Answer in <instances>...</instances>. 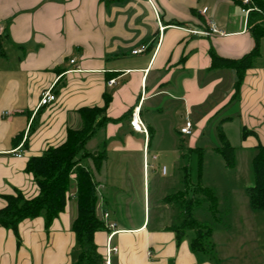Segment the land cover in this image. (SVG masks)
<instances>
[{"label":"crops","instance_id":"1","mask_svg":"<svg viewBox=\"0 0 264 264\" xmlns=\"http://www.w3.org/2000/svg\"><path fill=\"white\" fill-rule=\"evenodd\" d=\"M244 1L238 5L232 0H0L4 29L0 38V210L7 205L6 197L38 195L35 180L26 171L28 161L62 145L69 130L83 126L80 110L103 107L108 94L106 116L117 122L109 123L86 146L94 156L104 155L103 164L96 169L91 157L85 160L97 183V216L103 223L94 237L97 254L104 264H218V254L211 256L217 248L212 229L210 253L202 254L194 253L193 239L187 241L186 232L179 236L176 228L185 219L179 203L186 199V169L192 166L190 174L195 171V162L183 165L185 148L188 153L201 148L198 144L207 134L215 133L221 142L219 127L232 147V129L242 148L264 146L261 50L237 95V71L214 67L211 54L240 60L254 50ZM209 21L218 34L194 33L208 31ZM137 49L144 51L134 55ZM112 80L115 83L110 86ZM48 90L57 101L41 107ZM135 109L146 134L135 132L126 118ZM178 118L184 122L179 131ZM187 120L192 123L191 135L181 133ZM236 121L240 123L234 128ZM244 129L251 132L245 140ZM172 157L176 158L172 171L180 169L184 174L183 186L163 193L156 204L160 208L155 209L144 180L143 201L135 199L132 174L136 166L142 163L145 176L148 162L152 173L161 169L167 177L164 162ZM121 175L133 180V196L114 195L106 200L105 184L111 182L117 190ZM191 197L189 192L187 198ZM175 209H180V218L175 219ZM77 214L72 197L49 227L43 217L22 221L19 242L12 229L0 227V264H78L83 248L72 230ZM108 222L116 224L111 241L105 227ZM109 247L117 252L109 255ZM229 255L221 253L222 258ZM245 257L244 264H251V258L264 264L257 244Z\"/></svg>","mask_w":264,"mask_h":264},{"label":"trees","instance_id":"2","mask_svg":"<svg viewBox=\"0 0 264 264\" xmlns=\"http://www.w3.org/2000/svg\"><path fill=\"white\" fill-rule=\"evenodd\" d=\"M242 5L243 0H232ZM250 10L248 16V27L256 46L254 50L240 60L220 59L212 54L213 66L229 67L237 71L238 81L236 95L239 92L246 72L253 67L255 59L260 55V43L264 39V0H249L246 6ZM2 36H0L1 38ZM111 97L104 96V106L84 108L80 110L83 126L78 130H69L66 141L58 146L49 148L43 155L31 158L27 163L26 171L31 174L38 188V195L33 199H27L23 194L6 197L7 205L0 210V227L12 229L18 238L19 224L36 217H43L47 227L57 219L66 209L72 197L77 202L78 214L73 223L72 230L76 235L77 243L82 247L78 264H104L101 256L97 254L94 243L95 234L103 228V223L97 216L98 193L97 183L92 171L86 167L85 160L92 158L96 169H100L104 155L99 153L94 156L88 152L87 143L109 123L117 122L106 116ZM132 113L127 119L131 120ZM251 132L243 130L242 138L245 140ZM219 137L222 146L217 151L222 155L227 165H235L236 149L232 147L219 127ZM202 148L190 150L189 154L195 155L194 170L196 182H191L190 166L185 175V201L180 208L185 213L184 222L176 228L179 236L188 230H194L195 238L191 242L194 253L209 254V239L211 229L195 221L193 212L201 208L205 201L213 203L214 196L211 191L201 187L203 168ZM256 155L252 161L253 184L246 188V196L249 206L254 213L264 214V146L258 145ZM76 178L72 179V175ZM75 194L71 196L72 189ZM189 192L193 197L187 198ZM84 247L86 249H84Z\"/></svg>","mask_w":264,"mask_h":264},{"label":"rangeland","instance_id":"3","mask_svg":"<svg viewBox=\"0 0 264 264\" xmlns=\"http://www.w3.org/2000/svg\"><path fill=\"white\" fill-rule=\"evenodd\" d=\"M260 50L263 54V59L260 60V63L264 64V39L262 40ZM218 95H220V92ZM230 109L234 110L235 108L232 105ZM178 121L181 124L176 128L177 131L184 124L180 118H178ZM239 123L240 121H236L233 127L236 128ZM212 131H215V128ZM234 132L235 129H232V135L230 136L232 145L236 147L234 156L235 165L233 167L228 166L222 155L217 151V148L221 147L222 143L219 142L215 133L213 136L207 134L206 138L198 144V147L204 149L201 187L204 190L211 191L214 201L213 203L205 201L201 208L195 209L193 218L195 221L214 231V239L217 241V251L215 250L211 256L214 254L215 258L218 254L216 258L218 264H244L245 256L248 255V251L253 247V244H257L261 248L264 256V214L252 212L246 196V188L254 182L252 161L256 153L254 149L242 148L240 139H238ZM184 139L183 146L187 147V137H184ZM185 153L187 156L183 165L194 162L195 155L189 154L187 148H185ZM173 162H176V158L174 157L164 162L169 169L167 177L162 176L161 169L155 174L152 173L149 170L148 162H146L147 168L144 176L143 165L139 163L140 168L136 166L135 172L132 174L135 184V199L143 201L144 180L146 181L147 193H150V198L155 204V209L160 208L156 204L158 203L157 200L163 196V193L167 192L169 194L177 188L180 189L183 186L181 181L184 174L180 169L175 172L172 171L171 166ZM181 165L180 161L179 166ZM114 176L110 175L107 177L112 178ZM129 177L125 179L126 176H118L119 182L116 185L119 188L117 190H115V185L107 182L103 190L106 200L114 199V195L122 198L129 195L133 196V180L130 182ZM195 178L196 173L194 171L191 175V182L195 183ZM114 180L116 181V179L113 178V182L115 183ZM112 186H114V189ZM178 212H181L180 209L179 211L177 209L174 210L175 219L180 215V213L178 215ZM195 236L194 230H188L185 233V239L189 242ZM208 250L210 253L209 248ZM225 252L230 253L229 259L221 257V253ZM252 260L251 258V264H256Z\"/></svg>","mask_w":264,"mask_h":264},{"label":"built area","instance_id":"4","mask_svg":"<svg viewBox=\"0 0 264 264\" xmlns=\"http://www.w3.org/2000/svg\"><path fill=\"white\" fill-rule=\"evenodd\" d=\"M148 1L152 3V0H148ZM244 4L248 5L249 4V0H245ZM244 11L246 13L250 12L249 9H244ZM208 25H209V30L208 31H204V32L194 31V33L195 34L208 35V36L219 33L217 28H216V26H215V24L212 21H209ZM3 34H4V29L2 28V26H0V36H2ZM143 51H144V49H137V50L133 51V54L134 55L135 54H139V53H142ZM114 83H115V81L112 80V81H110L109 85L111 86ZM56 101H57L56 95L52 92V90H48L42 95V98L40 100V106L41 107L49 106L50 104H53ZM130 125H131L132 129L135 132L145 133V134L147 133L146 128H145V126L143 124V121L141 119L139 109H135L132 112ZM181 133L184 134V135H191L192 134V123L190 121H188V120L186 121L185 126L181 129ZM165 171L166 170L164 169V173H165ZM108 218H109V214H105L104 215V219L108 220ZM105 227L107 228V230H109L111 232L110 236H109V241H111V239L114 236L115 231H116V224L108 222V223H106ZM116 252H117V248H112V247L108 248V254L109 255H111L112 253H116Z\"/></svg>","mask_w":264,"mask_h":264}]
</instances>
